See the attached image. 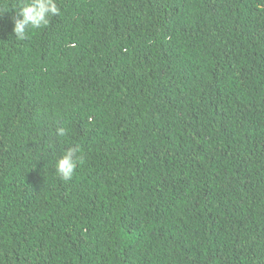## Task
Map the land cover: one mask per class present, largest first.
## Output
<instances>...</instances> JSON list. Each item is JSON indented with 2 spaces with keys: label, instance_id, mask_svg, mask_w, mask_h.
<instances>
[{
  "label": "trees",
  "instance_id": "obj_1",
  "mask_svg": "<svg viewBox=\"0 0 264 264\" xmlns=\"http://www.w3.org/2000/svg\"><path fill=\"white\" fill-rule=\"evenodd\" d=\"M56 2L0 0V264H264V0Z\"/></svg>",
  "mask_w": 264,
  "mask_h": 264
},
{
  "label": "clouds",
  "instance_id": "obj_2",
  "mask_svg": "<svg viewBox=\"0 0 264 264\" xmlns=\"http://www.w3.org/2000/svg\"><path fill=\"white\" fill-rule=\"evenodd\" d=\"M56 0H23L17 14L13 17V32L18 40L27 38V29H38L47 26L50 18L59 14ZM60 136L66 134L63 127L57 129ZM79 146L67 148L62 156L56 161L55 168L60 178L70 179L79 164L83 162V157L78 156Z\"/></svg>",
  "mask_w": 264,
  "mask_h": 264
}]
</instances>
